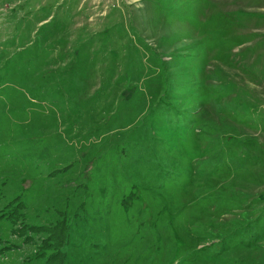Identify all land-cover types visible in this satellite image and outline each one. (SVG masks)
Listing matches in <instances>:
<instances>
[{
    "label": "rangeland",
    "instance_id": "rangeland-1",
    "mask_svg": "<svg viewBox=\"0 0 264 264\" xmlns=\"http://www.w3.org/2000/svg\"><path fill=\"white\" fill-rule=\"evenodd\" d=\"M263 193L264 0H0V264H264Z\"/></svg>",
    "mask_w": 264,
    "mask_h": 264
},
{
    "label": "trees",
    "instance_id": "trees-1",
    "mask_svg": "<svg viewBox=\"0 0 264 264\" xmlns=\"http://www.w3.org/2000/svg\"><path fill=\"white\" fill-rule=\"evenodd\" d=\"M259 199H264V193L260 195ZM247 222H243V225H237L241 227L233 228L228 231H224L220 234V237L218 240H220L218 243L219 247L214 249L213 252L210 254V260L214 259V256H218L225 251L231 250V251H237L243 250L244 247H251L256 244H258V238L261 236V234L264 232V230L261 227H264V207H263V213L256 216V218H249L246 220ZM263 224V225H262ZM58 225L60 226V231L62 233H66L68 230L67 223L65 221L58 222ZM260 227V228H259ZM239 228V229H238ZM215 230V229H213ZM220 233V231H218ZM67 234V233H66ZM68 235V234H67ZM65 243V242H64ZM63 243V244H64ZM58 244H55L57 246ZM214 245V244H213ZM185 255H196V257L202 254V250L199 249L197 252L192 251V253L189 251H185ZM55 255V254H52ZM54 256H51L50 261L52 260ZM188 258V257H187ZM47 260V264H54ZM196 263L194 261H190L189 259H182L179 264H192Z\"/></svg>",
    "mask_w": 264,
    "mask_h": 264
}]
</instances>
